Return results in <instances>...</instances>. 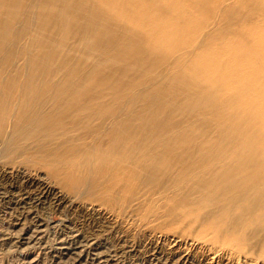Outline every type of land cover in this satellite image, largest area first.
<instances>
[{
  "label": "bare ground",
  "instance_id": "6f19581e",
  "mask_svg": "<svg viewBox=\"0 0 264 264\" xmlns=\"http://www.w3.org/2000/svg\"><path fill=\"white\" fill-rule=\"evenodd\" d=\"M109 1L0 0L4 153L43 167L55 164L50 170L70 178L74 191L91 182L94 169L95 194L107 190L122 199L120 192H133L134 184L148 196L181 197L179 202L198 213L212 235H236L241 243L261 245L264 255V149L246 132L229 144L227 128L236 119L227 107L230 83L197 63L183 65L175 76L159 73L170 63L148 50L151 43L166 53L172 43L166 35L189 34L192 28L186 34L172 30L182 20L189 26L198 21L210 35L220 22H210L204 0H184L189 11L168 4L171 0H151L163 8L155 15L134 3L125 10ZM110 10L116 15L111 17ZM129 20L137 29L123 30L120 22ZM139 32L146 49L134 42ZM257 120L264 121V112ZM238 153L244 158H236ZM118 197L117 202L111 197L113 204H120ZM14 201L8 210L29 205L22 196ZM70 240L64 255H77L82 240Z\"/></svg>",
  "mask_w": 264,
  "mask_h": 264
},
{
  "label": "rangeland",
  "instance_id": "374dc122",
  "mask_svg": "<svg viewBox=\"0 0 264 264\" xmlns=\"http://www.w3.org/2000/svg\"><path fill=\"white\" fill-rule=\"evenodd\" d=\"M109 2L115 4L113 0ZM116 2L124 5L125 10L131 3L139 5L145 14L155 15L163 9L158 8V1ZM172 3L185 11L190 10L184 0H171L168 4ZM202 8L208 10L206 16L210 22H220L213 34H208L209 28L198 21L189 26L182 20L174 26V32L186 34L192 29L183 38L166 35L167 40L172 41L166 53L143 40L140 32L134 42L144 49L148 44V50L156 59L169 61L159 73L175 76L183 70V65L197 63L213 72L221 82H229L232 99L227 107L236 112L235 125L227 128L231 131L229 144H234L246 132L256 146L264 149V121L257 120L264 112V0H204ZM117 11L110 10L108 14L112 17ZM138 18L142 20V15ZM136 25L130 20L120 22L127 31L137 29ZM161 53H165L164 57ZM200 77L204 80L205 75ZM158 79L166 83L172 81ZM207 84L205 80L204 85ZM194 87L200 88L199 85ZM209 125L207 121L206 126ZM0 144V155L4 154L0 156V196L4 197L0 198V264H264L261 245L254 246L251 241L241 243L236 235H221V239L212 235L210 228L198 220L199 214L179 202L181 197L174 200L165 194L149 197L134 184L130 187L133 192L126 189L120 192L122 199L107 190L95 194L92 189L94 169L89 178L91 182L74 191L70 178L50 170L55 164L43 167L38 161L17 156L15 159L4 153V143L0 141ZM236 158L244 157L238 153ZM21 196L27 198L29 205L11 206L13 208L8 210L9 202L16 203L14 200ZM111 197L120 198L121 205L113 204ZM127 198L134 201L125 203ZM74 236L82 240L74 251L77 255H64V248L71 247L69 241Z\"/></svg>",
  "mask_w": 264,
  "mask_h": 264
}]
</instances>
